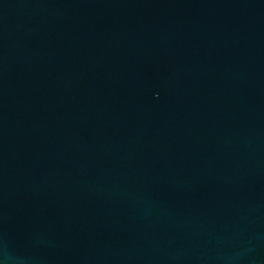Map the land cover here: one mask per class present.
<instances>
[{"label": "water", "instance_id": "water-1", "mask_svg": "<svg viewBox=\"0 0 264 264\" xmlns=\"http://www.w3.org/2000/svg\"><path fill=\"white\" fill-rule=\"evenodd\" d=\"M0 264H264V0H0Z\"/></svg>", "mask_w": 264, "mask_h": 264}]
</instances>
